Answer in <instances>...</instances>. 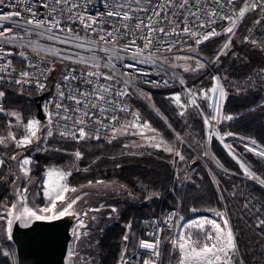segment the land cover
<instances>
[{
  "label": "trees",
  "instance_id": "1",
  "mask_svg": "<svg viewBox=\"0 0 264 264\" xmlns=\"http://www.w3.org/2000/svg\"><path fill=\"white\" fill-rule=\"evenodd\" d=\"M245 1L242 0L238 10ZM252 25L253 17H247L241 22V30ZM227 26H220L219 35L196 50L205 58H213L225 42ZM245 32L239 40L232 42L233 50L221 57L219 69L217 65L214 68L224 79L227 94L223 106L226 120L217 132L248 144L255 140L254 145L264 149V86L243 91L236 88L237 83L264 75L261 72L264 69V49L244 38ZM15 51L17 56L13 63L23 65L26 55L19 48ZM211 72L212 69H208L189 75L186 83L203 84L205 88L211 86V80L205 81ZM53 74L59 76L62 73L55 74L53 71ZM145 86L152 107L129 91L132 110L138 111L141 121L149 123L169 143H175L177 136L184 135L192 136L198 143L206 141V104L203 101L192 106L187 118L183 119L172 97L178 89ZM3 92L5 109L0 112V137L7 135L13 112L27 120H38L35 102L38 95L34 90L4 87ZM45 126H48L46 122L41 123V127ZM46 143L49 149L34 157L36 165L31 173L36 178L35 192L41 207L45 203L46 169L51 164L66 163L76 152L81 154V162L80 168L69 178L71 187L97 181L114 182L124 186L132 195L139 196L137 203L124 204L118 222L106 231L98 247V264H121L126 245L122 240L125 233H129V242L134 244L148 227L144 222L146 219L170 210L180 211L187 221L197 216H209L213 212L221 213L234 234L237 248L233 254L234 264H264V225L259 224L260 220H264V186L246 177L240 162L233 158L218 138L211 139L202 155H197L187 144L180 143L176 157L167 151L151 148H142L138 153L130 154L122 138L69 140L51 134ZM232 145L241 162L264 181V156L248 151L238 142ZM5 154L10 155L11 149L0 147V155ZM3 177L4 172L0 170V205L8 199L10 192V185L3 182ZM150 193L158 195L148 198ZM85 204L81 203L79 208ZM21 211V208L15 209L16 215ZM128 225H131L130 229ZM171 235L168 230L162 235L158 264H176L178 260V252L172 255L170 245L165 242ZM5 247L0 237V264H14L13 258L5 253ZM135 250L130 247L128 253L133 255ZM79 262L75 257L67 264Z\"/></svg>",
  "mask_w": 264,
  "mask_h": 264
},
{
  "label": "rangeland",
  "instance_id": "2",
  "mask_svg": "<svg viewBox=\"0 0 264 264\" xmlns=\"http://www.w3.org/2000/svg\"><path fill=\"white\" fill-rule=\"evenodd\" d=\"M257 1L258 0H246L240 6L237 12V18L235 20L234 27L233 23H231L225 28L226 31L228 27H233V33H228L226 31L227 36L225 42L213 58H205L199 53L198 50H194L188 53L159 55L153 57H136V59L139 60L141 63H147L157 68L161 74L169 77H174L180 81L182 89L174 93L172 97L183 119L187 118L189 109L192 106L198 105V103L202 101L206 104L204 119L207 129V139L204 143H198L192 136L189 135L177 136V140L175 143H169L165 138H163L159 133H157L149 123L141 121L138 111L132 110V107L130 114H128L123 119L122 125L119 127V129L124 126L125 119L129 117L131 120V125L133 123H136L139 126L147 124L149 128L152 129V131H150L148 128L131 126V128H127L123 134H121L118 129L117 137L111 140H116L119 138L124 139L126 141V145L130 154H136L142 148L159 149L163 151H167L165 149L170 148L172 149V151L167 152L171 153L173 157H176V153H178V144L185 143L191 149H193L197 155H202L208 148V144L211 139L216 137L227 148L233 158L238 160L240 164L243 165L244 171L246 168L249 172L252 173V175L250 176L245 172L246 177L249 180L261 184V181L263 180L259 179L247 166H245L241 162V160L237 157L232 144L234 142H238L248 151L253 152L257 155L258 153H264V149L254 145L253 143L248 144L246 142H243L241 139L230 138L228 136H221L217 132L218 128L221 127V124H223L226 120L223 114V106L225 104L227 94L225 86L223 84L224 79L217 73L216 70H214L215 65H217L216 67L217 69H219L221 57L233 50L232 42L235 39L239 40L245 31L246 32L244 38H246L250 42L255 41V45L264 49V17L259 13L254 14V9L252 8H249L245 12V15L243 17L239 16V12L244 9V5L246 3L251 4L252 2L256 3ZM247 17H253L254 25L250 26L249 28L245 27L241 30V22ZM257 21H259V23H257ZM11 23L13 22L11 21ZM0 24H6V21H0ZM25 31H27L29 34H27L22 40L19 41L18 45L21 47L19 49L22 51L23 54L26 55L36 54L50 58L52 62V68L55 74L63 73L67 68L73 66L81 68L83 67L92 71L98 70L95 67H90L88 63H79L76 61H78L80 58H83L86 61L99 62V64L103 66L104 61L106 59L105 52L101 51V48L108 49L109 53H111V55L113 56L116 55V51H113L114 48L102 46L86 36L75 34L65 37H55L41 28L34 29L25 27ZM229 41L230 43H228ZM226 43L227 47L225 46ZM94 57L100 59L98 61H93ZM119 57H122L121 53H119ZM200 64H203L204 67H199ZM208 69H212V72L211 74L207 75L208 77L205 79V81L208 82L211 80V86L205 88L203 84L187 85V76L198 74ZM122 82L127 85L130 92H134L135 94L140 96L150 107H152L148 89L140 79H122ZM217 85H219V87L222 88L225 93L223 99L219 97V91L215 93L211 91L213 88L217 87ZM260 85L264 86V75L256 76L251 80H246L244 82L237 83L236 88L240 91H243L249 88H256ZM190 86H201L200 91L192 98H189L186 95L185 90L187 89V87ZM177 95L181 98L180 103H177L175 101V97ZM187 97L189 98V100L185 101ZM18 117L19 119L11 115V127H9L7 135L0 138L9 137V133L11 132L13 135L16 136L17 140H19L23 136L28 134L26 131V125L31 120H27L21 114H18ZM39 124L40 128L37 133L38 139L34 140L33 143H31L30 145L18 148L15 146V143L10 138L5 140V144H7V146H5L4 144H0V147L3 149H11L10 155H0V160L3 161V163L0 164V170H3L4 172L3 182L9 183L10 185L8 199H6L0 205V217H2L0 218V237L2 239V242L6 245L4 250L5 253L13 258L14 264H17V255L16 248L11 241V229L16 219L8 216L7 212L12 208L13 205H15V209L21 208V212H23L25 208H28L30 210L37 211L38 214H41L39 213V210L41 208H48L52 203V201L48 198V194L52 193V195L54 196L56 192H59L61 187L64 185L71 187L69 184V178L74 172H76L80 168L81 158H77L75 154H72L66 163L60 162L57 164H51L46 169L45 174L43 192L45 197V203L43 207L40 206L37 194L35 192L36 178L33 177L31 173L32 169H34L36 165V160L34 159V157L38 154L40 155L48 151L49 148L46 143L47 138L50 136L48 135V133H53L51 132L48 126L41 127L40 121ZM141 132L143 134H140ZM157 144H159V147L154 146ZM14 155L16 159H11V157ZM25 158L31 161L30 165L26 166L30 172V175L28 177H25L23 175L20 167V162ZM50 172L52 173L51 177L49 176ZM60 174H63V178H61ZM101 182L102 183L90 182L87 184H82L78 187H75L77 188L76 192L65 193V200L63 202L59 200L56 201V208L53 211L59 212L66 206L68 202L78 198L76 199V202L73 204L72 208L73 212H79L80 214L81 211L82 213L80 215L77 213L80 217L76 221V228L79 227L80 219H83V221L87 225L86 228H82L81 237L79 241L75 239L76 228H74L73 238L68 250L67 261H69V259L78 257V260L80 261L79 264H98V247L100 245V242L104 238L106 231L118 222L119 218L122 215L124 204L135 202L137 203L139 201V196L132 195L129 190H127L124 186L114 182ZM24 188L27 189V191L23 193V196L26 197V200L21 203L19 190H22ZM157 195V193H150L148 194V198H153ZM83 202L86 203L85 206L79 208L80 204ZM15 209L13 210L15 211ZM113 209H115V211H113ZM84 212H87L86 216L83 215ZM42 214L45 216L53 215V213ZM215 214L217 213L213 212L209 216H199L200 218L205 219H201L200 221H194L191 224L185 226L184 221L187 220H185L180 213L181 219L184 220L182 222H179L177 226L178 234L180 236L181 241H179L178 238L175 244L173 241V233L165 241L170 245L172 255L178 252V260L176 264H179L180 259L185 256V252L179 248L180 244L188 242L190 247L198 252L205 243L211 244L215 242V240L206 239L207 235L215 236V231L213 229L212 223H219L221 227H225L224 220H226L221 213H218L217 215ZM93 217H95V219H93ZM209 217L210 219L205 221ZM8 219L13 220L10 230L7 224ZM20 222L25 225L23 219H21ZM201 224L203 225V227H201ZM228 226L230 227L229 222ZM85 232L87 233V235H83V233ZM137 246L138 240L134 244H131L128 238L126 245H124L122 256L124 257L125 255L129 254L128 250L130 247L136 249ZM233 254L234 253H230L231 264H234ZM208 258L211 259L210 256ZM188 264H206V262L203 257L197 258L193 253L191 259L188 260Z\"/></svg>",
  "mask_w": 264,
  "mask_h": 264
},
{
  "label": "built area",
  "instance_id": "3",
  "mask_svg": "<svg viewBox=\"0 0 264 264\" xmlns=\"http://www.w3.org/2000/svg\"><path fill=\"white\" fill-rule=\"evenodd\" d=\"M45 2L48 3V8L41 7V4ZM75 2L80 4V7L73 9L72 12H61V8L67 6L58 5L54 13L61 20L60 26L64 29L70 28L72 30L71 32H59L56 29L52 31L44 30L55 37H65L75 34L86 36L102 46L116 47L117 49L123 48L126 41L135 39L136 45L141 48L143 47L144 40L141 39V36L148 33L147 29H143V32L132 30L131 35L118 38L115 46L113 44H105L104 41L99 39L100 36L112 31L114 27H119L120 32H123V23H137L135 19L130 22H120L119 20L107 17L105 12L111 10L109 0H75ZM241 2L242 0H233L232 3H228V0H220L219 3L216 0H195V3H193L192 0H189V4L185 5L184 8L172 7L171 9H166L167 17L156 26H163L167 34L152 33L153 44L150 45V48L153 51L151 55L145 51L143 56L136 57L188 53L198 49L219 35L220 26L230 25L236 20L238 7ZM71 3L72 0H69L68 6ZM176 3L179 4L180 0H176ZM54 4L55 0H4V3L0 4V15L20 13V16L11 15L8 20H0L6 21V24H0L2 25L0 32H4L5 29H10L5 34V37H0V57H3L0 59V75L4 76V79L0 80V91L3 92L4 87H13L23 90H34L38 96L47 94L42 100V108L46 117V123L54 135L64 139L74 140L70 132L76 131V139H80L78 129L83 127L88 133V136L84 139L111 140L116 138L123 119L131 112L129 88L122 82V79H140L145 85L159 89H182V85L178 79L163 75L154 66L141 63L137 60L133 55L134 48L128 52H119L122 54V57H119V59L112 61L105 60L104 64L108 63V67H104L103 65L96 70L113 76L112 80H105L103 77L100 79L89 77L87 76L88 72L96 71L74 66L67 68L61 75L54 76L50 58L42 55H26L23 65L13 63V59L17 56L14 40H22L29 34L25 31V27L36 28L34 25H29L25 21L33 18L32 13L36 14V19L51 20L52 17L49 16V11ZM256 4L257 7L254 9V14L259 13L264 17V1L258 0ZM133 6L135 7V5ZM29 8H31V12L28 11ZM173 12H175V16L172 15ZM212 13H215V15H211ZM81 14L85 17L95 16L98 22L91 29L85 28L79 22V19L75 18ZM137 15L143 16L144 13L140 12ZM163 15L164 13H162ZM69 17H73V19H69ZM184 17H187V19L185 20ZM168 20H172L173 23L169 24ZM153 22L155 24L156 20ZM200 25L204 26L201 27ZM186 26L190 32L196 33V35L184 33L183 29ZM173 27L179 33L178 35L170 31ZM212 33L215 34L213 35ZM113 35L119 37V33L114 32ZM205 36H208V38L204 39ZM108 39L111 40L112 37H108ZM6 62H10V64H6ZM112 64H115L114 69L111 68ZM29 65L34 66L30 67ZM125 65H134V67L128 68ZM24 71L30 73L27 82L21 84L15 83L17 79H25L19 76V73ZM125 73H130V75H125ZM66 76L69 79L66 80ZM88 81H93V83H88ZM38 85H42L43 87H38ZM98 85H104L111 89L109 93H105V96L107 99L114 100L115 104H106L104 101H97L92 95L83 97L80 95V93H92ZM200 87H187L185 89L186 95L189 98L194 97L200 91ZM122 91H126L128 94L120 96L119 93ZM61 92H63V96H61ZM70 95L82 100L83 103L76 104L75 100L69 99ZM188 97L185 101L189 100ZM57 105H60V107L57 108ZM92 105H96V107L93 108ZM101 105L105 108L103 113L98 110ZM0 107L5 109L4 96L0 98ZM77 109H83V112H89L91 118L83 116V112L77 111ZM49 116H51V119H49ZM64 116H68L70 119L65 120L63 119ZM113 116L116 117L115 120H112ZM81 118L86 123L75 124V121ZM97 119L102 121V123H95L94 121ZM61 132L66 133V135L61 136ZM201 219L203 220L205 218L197 216L191 220L184 221L181 219L178 210H170L165 214L146 219L144 222L148 227L139 236L138 244L140 240L148 242L158 240L159 256L152 257L148 251L140 249L137 246L133 255L127 254L123 257L121 264H125V262L126 264H143V261L146 259H155L156 264H158L164 231L168 230L173 233V241L176 244L178 238L181 241L178 234V223L184 221L185 226H187ZM209 219L210 217L205 221ZM179 264H181V259ZM186 264H188V261Z\"/></svg>",
  "mask_w": 264,
  "mask_h": 264
},
{
  "label": "snow or ice",
  "instance_id": "4",
  "mask_svg": "<svg viewBox=\"0 0 264 264\" xmlns=\"http://www.w3.org/2000/svg\"><path fill=\"white\" fill-rule=\"evenodd\" d=\"M193 3H195V0H192ZM217 3L220 2V0H216ZM233 0H228V3H232ZM4 0H0V4H3ZM189 4V0H180V3L177 4L176 0H155V2H153V0H109V7L111 10H107L105 12V15L107 17H111L114 20H119L120 22H130L133 19H135L137 21V23L135 24H130V23H123V32H120V28L119 27H114L112 31H109L106 33V35L100 36L99 39L101 41H104L105 44H113L114 46L116 45L117 39L118 38H122L125 35H131V31L132 30H139L141 32H143V29H147L148 33L145 35L141 36V39L144 40V45L143 47H139L136 45V41L135 39H130L128 41H126L125 45L123 46V48H119L118 50L114 47L113 51H116V55L113 56L111 55V53H109L108 49L106 48H101V51L105 52V59L107 61H112L114 59H119V52H128L130 50H132L133 48L135 49V51L133 52L134 57L136 56H143L145 51L149 52V55H151L153 49L150 48V45L153 44V36L152 33H160V34H167L165 33V28L163 26H156L159 25L160 21L164 20L167 17V13L165 12L166 9H171L172 7H176V8H184L185 5ZM58 5H65L67 7L61 8V12L63 11H67V12H72L73 9L80 7V4L76 3L75 0H72V3L70 6L69 5V0H55V4L53 5V7L50 9L49 11V16L52 17L51 20L49 19H36V14L32 13L33 18L26 20L25 22L29 25H34V27L36 28H41V29H46L47 31H52L53 29H56L59 32H64V31H68L71 32L72 30L69 29H64L62 28L61 25V20L54 15V13L56 12V6ZM135 5V7L133 6ZM41 7L43 8H48V3H42ZM257 7V4L255 2H252L251 4L246 3L244 5V9L241 10L239 12V16L243 17L245 15V12L249 9H255ZM29 12H31V8L28 9ZM144 13L143 16L137 15V13ZM162 13H164V15L162 16ZM11 15H15V16H20L19 12L16 13H11V14H6V15H0V20H8L10 19ZM173 16H175V12L172 13ZM193 15H195V13H193ZM211 15H215V13H212ZM76 19H79V22L81 24L84 25L85 28L91 29L93 25H95L98 20L95 16H88L85 17L83 14L79 15L78 17H75ZM159 18V19H156ZM69 19H73V17H69ZM184 19L186 20L187 17H184ZM154 20H156V23L154 24ZM169 24H172L173 21L172 20H168ZM233 23V27L235 24V21L232 22ZM257 23H259V21H257ZM201 27H203L204 25H200ZM0 27H2V25H0ZM233 27H228L227 28V32L228 33H233ZM10 31V29H5L4 32H0V37H5V34ZM171 32L175 33V34H179L178 32H176L175 27H173L171 30ZM119 33V37L114 36L113 33ZM183 32L186 34H190V35H196V33L190 32L189 28L186 26L183 29ZM213 35L215 33H212ZM108 37H112L111 40L108 39ZM208 36H205L204 39H207ZM199 42V41H198ZM253 43H255V41H252ZM230 43V41L228 42ZM227 47V43L225 45ZM3 57H0V59H2ZM100 58H93V61H98ZM79 63H88V65L90 67H95L97 69L100 68V64L99 62H90V61H86L83 58H80L78 61ZM6 64H10V62H6ZM30 67H33L34 65H29ZM104 67H108V63L104 64ZM125 67L128 68H132L134 67V65H125ZM199 67H204L203 64H200ZM111 68L114 69L115 68V64L111 65ZM14 71V69H13ZM261 72H264V69H261ZM7 74V73H5ZM114 75V74H113ZM125 75H130V73H125ZM20 77L25 78L24 80L21 79H17L15 81V83L17 84H21L24 82H27V78L30 76V73L27 71L24 72H20L19 73ZM87 76L89 77H96L97 79H100L101 77H103V79L105 80H112L113 76H109L105 73H101L99 71L96 72H88ZM4 79V76L0 75V80ZM65 79H69V77H65ZM88 83H93V81H88ZM38 87H43L42 85H38ZM111 91L110 88L104 86V85H98L97 88L92 92V93H80V95L83 96H87V95H92L94 96V98L97 101H104L106 104H115L114 100H110L107 99L105 96V93H109ZM213 93L219 91V97L221 99H223L225 93L223 91L222 88L219 87V85H217V87L213 88L211 90ZM128 93L126 91H122L119 93L120 96H124L127 95ZM4 93L2 91H0V98H3ZM61 96H63V92H61ZM69 99H73L75 100L76 104H81L83 103L82 100L77 99L74 96H69ZM180 96H176L175 97V101L177 103H180ZM194 103V101H193ZM60 105H57V108H59ZM93 108L96 107V105H92ZM99 112L103 113L105 111V108L103 107V105H101V107L98 109ZM4 109L2 107H0V112H3ZM77 111H82L83 109H77ZM10 115H12L13 117H17V119H19L18 114L13 112ZM83 116L85 117H89L90 113L89 112H83ZM107 118V117H105ZM49 119H51V116H49ZM63 119L67 120L70 119V117L68 116H64ZM116 117L113 116L112 120H115ZM138 119V117H137ZM227 119H231V117H227ZM97 124H101L102 121H100L99 119L94 121ZM86 121L81 118L79 120L75 121V124H85ZM132 127H142V128H148L150 131H152V129L149 128V126L147 124H144L142 126L137 125L136 123H133L131 125ZM9 127H11V122H9ZM40 128V124L39 121L37 120H31L27 123L26 125V131H27V135L23 136L21 139L17 140L16 136L13 135L11 132L9 133V137L7 138H0V144H4L5 146H7V144H5V140L6 139H11L14 143L16 147H26L28 145H30L31 143H33L34 140L38 139V131ZM140 134H143L142 132ZM48 135H51V133L49 132ZM61 136L66 135V133L61 132L60 133ZM70 135L73 139L77 138V132L76 131H71ZM230 135V134H229ZM78 136L80 139H84L88 136V133L84 130L83 127L78 129ZM99 138V137H97ZM251 143L255 144L256 141L252 140ZM156 147H159V144L154 145ZM165 150L171 152L172 149L170 148H166ZM252 150V149H250ZM80 153L76 152L75 156L77 158L80 157ZM176 155H179V153H176ZM258 155H264V153H258ZM181 159H183V157H180ZM11 159H16L15 155L11 157ZM3 161L0 160V164H2ZM31 161L27 158L23 159L20 162V167H21V171L23 173V175L25 177H28L30 175L29 169L26 167L27 165H30ZM243 167V165H242ZM245 172L248 175H252L251 172L248 171V169L245 168ZM52 173H49V176L51 177ZM61 178H63V174H60ZM70 175V173H69ZM97 183H102L101 181H97ZM261 184L264 185V181H261ZM27 189L24 188L22 190H19V195H20V202L23 203L26 200V197L23 196V193L26 192ZM55 191V190H53ZM77 188L75 187H68L67 185H64L61 187L59 192H56V194L53 196L52 193L48 194V198L49 200L52 201V203L50 204V206L48 208H41L39 210L38 214L37 211H33L30 210L28 208H25L23 210V212H21L19 215H16L15 211L13 209H15V205L12 206V208L7 212V215L10 217H13L16 220H21L23 219V221L25 222V224L29 223L31 219H35V220H51L53 218L59 219L61 217L67 216V215H78L77 213L72 211L73 208V204L76 202V199L71 200L70 202H68L66 204V206L59 212H54L53 210L56 208V201L59 200L61 202H63L65 200V193L68 192H76ZM113 211H115V209H113ZM42 213H53V215L51 216H45ZM83 215H87V212H84ZM2 218V217H0ZM93 219H95V217H93ZM13 223L12 219H8L7 224L9 226V230L11 228V225ZM260 225H264V220H260L259 221ZM224 225L225 227H221V225L219 223H213V229L215 231V236L212 235H207L206 239L208 240H215L214 243L208 244L205 243L203 245V247L200 249V251H196L195 249H192L189 245L188 242L184 243V244H180L179 248L185 252V256L182 257L181 259V264H186V262L188 260L191 259L193 253L195 254V256L197 258L199 257H203L206 264H231V256L230 253H235V251L237 250L236 248V244H235V240H234V235L233 232L231 230V228L228 226V221L224 220ZM79 227L81 228H86L87 225L85 224V222L83 221V219L79 220ZM129 229L131 227V225L127 226ZM201 227H203V225L201 224ZM83 235H87V233H83ZM81 237L80 233H76V239L79 240ZM190 239V238H189ZM122 240L127 242L128 241V234L127 232L125 233V235L122 237ZM138 247L140 249H144L146 251H148L150 253V255L152 257H158L159 256V241H153V242H148V241H144V240H140ZM211 257V259H209L208 257ZM122 260H123V256H122ZM126 264V262H125ZM143 264H156V260L155 259H146L143 261Z\"/></svg>",
  "mask_w": 264,
  "mask_h": 264
},
{
  "label": "water",
  "instance_id": "5",
  "mask_svg": "<svg viewBox=\"0 0 264 264\" xmlns=\"http://www.w3.org/2000/svg\"><path fill=\"white\" fill-rule=\"evenodd\" d=\"M46 96L35 98L40 123L46 122L42 108ZM77 219L78 215H67L59 219L33 220L25 225L16 220L11 229V241L16 248L17 264H67ZM81 231L78 227L75 234Z\"/></svg>",
  "mask_w": 264,
  "mask_h": 264
},
{
  "label": "crops",
  "instance_id": "6",
  "mask_svg": "<svg viewBox=\"0 0 264 264\" xmlns=\"http://www.w3.org/2000/svg\"><path fill=\"white\" fill-rule=\"evenodd\" d=\"M19 41H20V40H15V41H14V46H15L16 48H21V47L18 45ZM110 48H114V47H110ZM115 48H116V47H115ZM117 50H118V49H117ZM25 55H26V54H25ZM123 128H124V129H123ZM127 128H131V120H130L129 117H127V118L125 119L124 126H123L121 129H119L120 133L123 134ZM122 129H123V130H122Z\"/></svg>",
  "mask_w": 264,
  "mask_h": 264
}]
</instances>
